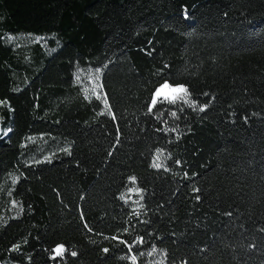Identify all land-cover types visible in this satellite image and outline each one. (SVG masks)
Here are the masks:
<instances>
[{
	"label": "trees",
	"instance_id": "1",
	"mask_svg": "<svg viewBox=\"0 0 264 264\" xmlns=\"http://www.w3.org/2000/svg\"><path fill=\"white\" fill-rule=\"evenodd\" d=\"M154 258L264 264V0H0V264Z\"/></svg>",
	"mask_w": 264,
	"mask_h": 264
},
{
	"label": "rangeland",
	"instance_id": "2",
	"mask_svg": "<svg viewBox=\"0 0 264 264\" xmlns=\"http://www.w3.org/2000/svg\"><path fill=\"white\" fill-rule=\"evenodd\" d=\"M47 39L48 37L46 38V37H39V36H28V37L21 36L18 38L11 37L10 41L14 43H17V42L19 43V42L27 40V41L46 43ZM78 78H79V81H81V83L85 87V90L89 94V96L103 98L101 78H100V73L98 71H91V70L79 71ZM171 87H180V86H171ZM165 93L168 95H176L175 93H171L169 90H165ZM5 208L9 210L10 213L13 215H17L18 213V207L15 205V203L13 202L11 198H9V201L8 203H6ZM156 260L159 261V259L157 258L151 259L150 260L151 264L154 261L156 262Z\"/></svg>",
	"mask_w": 264,
	"mask_h": 264
},
{
	"label": "snow or ice",
	"instance_id": "3",
	"mask_svg": "<svg viewBox=\"0 0 264 264\" xmlns=\"http://www.w3.org/2000/svg\"><path fill=\"white\" fill-rule=\"evenodd\" d=\"M165 90H169L171 93H175L176 95H168L165 93ZM182 94V95H181ZM188 96H189V91L187 88L180 86V87H171L167 82L164 83L160 88H158L151 100V106L149 107V112H152L153 108L156 106V104L158 102H170V103H175L177 99H182L184 100L186 103H190V101L188 100ZM105 105H107V98H105L104 100ZM207 105L201 107L199 110L203 111L204 108H206ZM109 113L111 112V108H108ZM173 116H175V113H172ZM115 118V117H113ZM155 167H160V165L157 163L154 165ZM135 177H130V180L135 183ZM123 199V197H121ZM131 247V246H129ZM56 253V256H63L64 252L66 251L65 248L61 245L58 246L57 248H55L53 250ZM105 251H107V249H105ZM153 251H155V249H153ZM71 255L75 256L76 253L73 252L71 253ZM55 258V257H53ZM136 257L133 256L132 260L135 261Z\"/></svg>",
	"mask_w": 264,
	"mask_h": 264
}]
</instances>
